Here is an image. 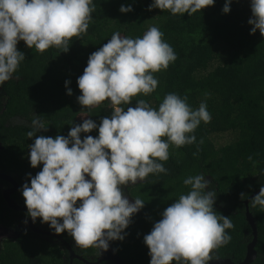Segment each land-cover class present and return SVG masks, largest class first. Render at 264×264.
<instances>
[{
	"label": "clouds",
	"instance_id": "clouds-1",
	"mask_svg": "<svg viewBox=\"0 0 264 264\" xmlns=\"http://www.w3.org/2000/svg\"><path fill=\"white\" fill-rule=\"evenodd\" d=\"M214 3L152 0L148 11L192 16ZM231 3L226 0L224 14L231 11ZM250 6V34L259 30L264 36V0H250ZM94 11L93 0H0V86L13 78L25 60L17 50L20 41L41 53L53 47L66 53L69 42L87 32ZM132 11L131 5L120 7L122 14ZM163 37L157 26L137 38L115 32L89 56L77 80L82 93L77 101L84 109L111 103V117L103 118L99 126L92 119H83L80 124L71 123L67 137L37 136L48 127L40 116H34L32 131L26 133L29 139L36 137L28 146L30 165L43 167L35 177L29 174L30 186L25 183L21 189L33 223L39 219L57 235L69 233L81 248L107 251L111 241L125 239L132 217L145 206L140 198L130 202L123 187L142 182L150 174H167L162 162L169 159V148L196 143L193 133L212 118L206 100L194 109L187 96L169 93L158 109L144 99L136 100L135 107H120L156 92L159 81L154 73L167 70L176 61L174 49ZM70 83L65 81L69 96L73 94ZM93 130H98V136L81 139L82 133ZM248 160L256 165L252 156ZM183 184L190 191L168 206L143 238L150 264H209L214 260L213 250L231 240L226 230L234 225L230 217L214 210L217 193L206 176H188ZM240 198L248 196L241 193ZM249 204L264 209V185Z\"/></svg>",
	"mask_w": 264,
	"mask_h": 264
},
{
	"label": "trees",
	"instance_id": "trees-1",
	"mask_svg": "<svg viewBox=\"0 0 264 264\" xmlns=\"http://www.w3.org/2000/svg\"><path fill=\"white\" fill-rule=\"evenodd\" d=\"M225 2L215 0L213 6L192 16H173L169 11H148L152 0H93V21L85 34L69 42L66 53L55 47L41 53L20 41L17 50L25 55V60L13 78L0 86V141L6 146L4 151L0 150V165L12 159L19 160L21 165L24 161L19 157L24 159L36 138L26 135L32 131L35 115L48 127L37 136L53 138L68 134L72 122L80 124L83 119H92L99 126L103 118L111 117L113 106L109 101L90 109H84L77 101L82 94L77 80L93 52L115 32L121 37L137 38L149 27L157 26L164 33L176 61L167 70L154 73L159 81L156 92L135 97L130 105L120 107L126 110L135 107L136 100L144 99L158 109L167 94L176 93L187 96L194 109L206 100L212 118L208 123L202 122L193 133L196 143L169 148V159L162 162L167 174H150L144 181L127 186L134 199L145 202L141 213L133 216L125 229V239L112 241L117 255L128 264H150L144 236L168 206L190 191L183 180L197 174H204L211 190L217 193L214 210L230 217L234 225L226 230L230 242L214 250L217 258H229L238 264L245 259L247 247L254 240L246 220L245 202L264 185V36L259 30L250 34V0H232L228 14L222 11ZM121 5H131L133 11L122 14ZM65 81H71V96L66 94ZM8 120L11 124L6 127ZM86 135L96 137L98 130L82 133L81 139ZM201 139L203 144L199 143ZM29 163L26 171L37 174L42 170L43 165L34 169ZM9 168L14 172L22 170L13 164ZM241 193L248 199L242 200ZM249 210L258 234L257 258L252 264H264V209L249 204ZM2 212L0 192V215ZM19 248L26 252V247ZM9 263L13 261L9 259Z\"/></svg>",
	"mask_w": 264,
	"mask_h": 264
},
{
	"label": "flooded vegetation",
	"instance_id": "flooded-vegetation-1",
	"mask_svg": "<svg viewBox=\"0 0 264 264\" xmlns=\"http://www.w3.org/2000/svg\"><path fill=\"white\" fill-rule=\"evenodd\" d=\"M9 124H11V120H8L5 126H10ZM5 149V144L0 141V150L4 151ZM29 154L30 149L26 150L24 159L19 157L24 161L20 166L25 168V171L17 170V172H14L6 162L0 165V175L5 177L0 178V192L3 203V212L0 215V264H116L109 259L101 260V253L96 248L85 249L79 247L69 233L64 232L57 235L54 230L50 229L48 224L41 223L39 219L33 223L31 218L28 217L21 189L25 183L30 186L29 174L32 177L36 175L31 171H26V168L28 169L27 164L30 162ZM138 183L140 182L136 184ZM123 188L124 195L130 202H134L127 186ZM11 204H14L17 208L11 207ZM78 205L79 201L77 202ZM139 213H141V210L137 214ZM131 238L129 235V239ZM10 244L13 245L11 248ZM110 244L117 255L112 241ZM20 246L26 247V252L19 248ZM17 253L20 256L14 255ZM212 255L214 260L210 261L209 264L229 259L217 258V252L214 250ZM9 259L13 263H9ZM121 260L124 264H128L122 258Z\"/></svg>",
	"mask_w": 264,
	"mask_h": 264
},
{
	"label": "water",
	"instance_id": "water-1",
	"mask_svg": "<svg viewBox=\"0 0 264 264\" xmlns=\"http://www.w3.org/2000/svg\"><path fill=\"white\" fill-rule=\"evenodd\" d=\"M0 178H5V177L0 175ZM86 179H90V177H86ZM259 190L255 191L250 196V198L245 202V205H246V220H247L248 224L250 225V227H251V229L253 231L254 240L248 246L247 255L245 257V260L242 263H240V264H252L257 258V253L255 251V247H256V244H257V241H258V234H257V228H256V224H255L254 218H253V216H252V214L250 213V210H249V200L252 197H254L255 195H257L259 193ZM11 207L17 208L14 204H11ZM99 252L101 253V260L109 259V260L114 261V263H116V264H124V262L114 253V251L112 250V247L110 246V243H109V248H108L107 251L99 250ZM214 264H234V263L232 261H230V260H221V261H217Z\"/></svg>",
	"mask_w": 264,
	"mask_h": 264
},
{
	"label": "rangeland",
	"instance_id": "rangeland-1",
	"mask_svg": "<svg viewBox=\"0 0 264 264\" xmlns=\"http://www.w3.org/2000/svg\"><path fill=\"white\" fill-rule=\"evenodd\" d=\"M59 135H63V136H65V137H67V136H68V134H66V133H65V134H63V133H60ZM12 164H13V165H15L16 169H20V168H22V171H25V168H23V167H20L19 160H17V161H16V160H13V159H12V160H10V162L8 163V166H9V167H11V166H12ZM12 246H13V245H11V244H10V248H11ZM14 248H15V247H14Z\"/></svg>",
	"mask_w": 264,
	"mask_h": 264
}]
</instances>
